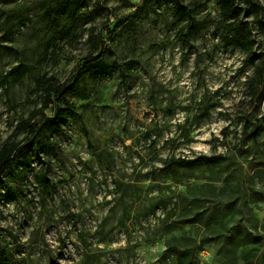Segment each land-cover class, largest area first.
I'll return each instance as SVG.
<instances>
[{
	"label": "rangeland",
	"instance_id": "374dc122",
	"mask_svg": "<svg viewBox=\"0 0 264 264\" xmlns=\"http://www.w3.org/2000/svg\"><path fill=\"white\" fill-rule=\"evenodd\" d=\"M144 1L0 0V146L35 111L73 108L50 145L41 114L18 136L32 166L3 173L0 264H182L169 242L227 264L229 232L264 228V0H237L253 60L225 45L216 0H180L204 24L187 41L178 0ZM97 58L106 71L79 74ZM44 75L68 90L48 108ZM201 154L228 160L178 181L170 163ZM26 164L17 156L13 167Z\"/></svg>",
	"mask_w": 264,
	"mask_h": 264
},
{
	"label": "trees",
	"instance_id": "16d2710c",
	"mask_svg": "<svg viewBox=\"0 0 264 264\" xmlns=\"http://www.w3.org/2000/svg\"><path fill=\"white\" fill-rule=\"evenodd\" d=\"M154 0H145L144 5L153 2ZM219 6L220 15L224 22H226V32L222 36L226 46H239L249 55V60H253L258 53L254 48V41L251 39L250 31H248V22L244 21L242 16L244 13V7L237 3V0H216ZM175 12L180 16L181 20L187 21L186 24L179 31V35L184 41H187L189 34L198 32L203 28L204 24L198 21L194 15V11L189 9L180 0L176 2ZM109 68V64L102 60H98L94 63H88L83 69L79 71V74H85L86 72L95 73L99 71H106ZM264 71L262 72V75ZM36 87L40 90L41 94L45 96L44 107L48 108L50 104L55 103L54 96L62 98L68 90H63L60 94L55 85L46 77V75L40 77L37 80ZM8 92V90H6ZM57 103V102H56ZM215 104L207 105L203 112L199 115V119L207 118L210 115V110ZM73 110L70 104H58L56 105L55 115L53 117L45 114L44 109L35 111L28 118L23 119L17 126L13 135L8 137L0 146V199L3 195V188L7 183V179L4 177V170L9 168V178H16L19 173H23L26 168H30L32 159L28 156L29 143H22L18 140V136L27 129L34 126L33 120L41 114V121L37 127V132L42 131L43 136L46 138V144L50 145V135L58 130L65 117ZM264 125V124H263ZM251 126V122L247 121L244 126V132H248ZM261 127H258L254 131L255 137L260 133ZM36 132V133H37ZM17 156H22L26 161V167L21 171H15L13 167L14 159ZM224 160H228V157L223 154H201L192 158H180L173 163L171 162V168L175 171V178L179 181V175L185 174L194 170L200 166H209L215 164H221ZM36 180L38 184L44 188L50 186L49 177L46 168H42L36 174ZM213 208H210V212ZM254 235L248 232L247 229L243 232L232 231L229 232L225 238V241L220 249L226 258L227 264H236L238 257L251 264H264V228L261 232ZM254 236V237H253ZM260 241V243H258ZM169 249L174 251L182 258V264H200L198 254L194 245L181 246L174 242H169ZM9 251L6 247L0 245V262H8ZM203 264V263H201Z\"/></svg>",
	"mask_w": 264,
	"mask_h": 264
}]
</instances>
